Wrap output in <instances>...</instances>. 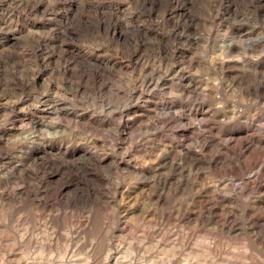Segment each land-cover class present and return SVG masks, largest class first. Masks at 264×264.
Here are the masks:
<instances>
[{
  "label": "rangeland",
  "instance_id": "obj_1",
  "mask_svg": "<svg viewBox=\"0 0 264 264\" xmlns=\"http://www.w3.org/2000/svg\"><path fill=\"white\" fill-rule=\"evenodd\" d=\"M0 264H264V0H0Z\"/></svg>",
  "mask_w": 264,
  "mask_h": 264
}]
</instances>
